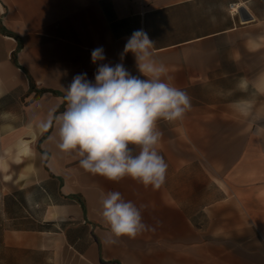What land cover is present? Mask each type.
<instances>
[{"label":"crops","instance_id":"1","mask_svg":"<svg viewBox=\"0 0 264 264\" xmlns=\"http://www.w3.org/2000/svg\"><path fill=\"white\" fill-rule=\"evenodd\" d=\"M139 29L155 42L163 78L192 104L182 120L157 122L168 165L157 190L86 172L58 147L63 87L78 74L94 81L93 49L147 78L132 53L120 59ZM0 36L7 71L20 73L7 81L8 92L20 86L19 152L24 161L35 150L37 166L22 185H4L0 202L30 187L36 205L55 212L38 230H3L8 262L33 264L23 255L37 251V264H264V0H0ZM109 191L141 208L145 231L112 236L100 215ZM56 223L66 226L47 228Z\"/></svg>","mask_w":264,"mask_h":264},{"label":"clouds","instance_id":"2","mask_svg":"<svg viewBox=\"0 0 264 264\" xmlns=\"http://www.w3.org/2000/svg\"><path fill=\"white\" fill-rule=\"evenodd\" d=\"M155 42L139 29L128 38L120 59L132 53L146 79L132 75L124 64L104 63L103 47L91 52L98 67L94 81L78 74L64 89L65 110L56 116L58 147L74 152L82 169L119 182L129 177L145 188L160 189L168 165L157 146L161 133L157 122L182 120L191 110L188 93L167 81L163 64L152 59ZM100 215L115 239L135 238L148 227L141 208L109 191L101 199ZM115 242V240H113Z\"/></svg>","mask_w":264,"mask_h":264},{"label":"rangeland","instance_id":"3","mask_svg":"<svg viewBox=\"0 0 264 264\" xmlns=\"http://www.w3.org/2000/svg\"><path fill=\"white\" fill-rule=\"evenodd\" d=\"M7 43L0 36V190L7 183L17 187L23 184V179L28 177L36 166L34 144H31L34 152L30 153L29 160L22 159V153L19 148L22 139L27 138V133H23L21 127V95L20 86L13 90L7 91L9 80H17L20 73L12 69L7 71ZM26 164H29L26 165ZM30 187L24 188L18 193L19 201L11 200L7 207L0 202V264H12L7 261L5 247L1 244V235L4 229L23 227L29 230H38L43 226L41 223L43 217L51 218L55 216L53 208L36 205L35 198L28 193ZM25 194V198L24 195ZM8 208V209H7ZM65 223L67 221H64ZM65 224L56 223L48 225L49 230H60ZM45 242L53 244L55 240L46 237ZM42 255L44 253L42 252ZM24 259L30 260L31 263L37 264L40 257L37 251L23 255ZM15 260H20L22 256L15 255ZM44 257L42 256V259ZM15 261L13 264H19Z\"/></svg>","mask_w":264,"mask_h":264},{"label":"bare ground","instance_id":"4","mask_svg":"<svg viewBox=\"0 0 264 264\" xmlns=\"http://www.w3.org/2000/svg\"><path fill=\"white\" fill-rule=\"evenodd\" d=\"M21 149H22L21 151H22L23 153H25V154H27V153L29 152V147H28L27 144H25Z\"/></svg>","mask_w":264,"mask_h":264},{"label":"built area","instance_id":"5","mask_svg":"<svg viewBox=\"0 0 264 264\" xmlns=\"http://www.w3.org/2000/svg\"><path fill=\"white\" fill-rule=\"evenodd\" d=\"M232 7V6H231ZM232 9H234V8H232Z\"/></svg>","mask_w":264,"mask_h":264}]
</instances>
